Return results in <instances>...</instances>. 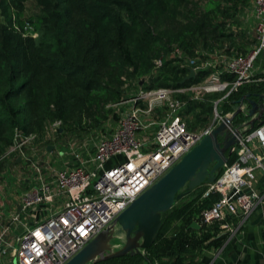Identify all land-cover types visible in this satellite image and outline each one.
I'll return each mask as SVG.
<instances>
[{
  "label": "trees",
  "instance_id": "obj_1",
  "mask_svg": "<svg viewBox=\"0 0 264 264\" xmlns=\"http://www.w3.org/2000/svg\"><path fill=\"white\" fill-rule=\"evenodd\" d=\"M33 1L36 10L24 16L26 0H0V156L14 129L35 133L38 140L54 120L60 122L55 135L99 128L116 118L112 106L126 98L132 82L149 89L202 80L209 70H196L180 82L189 67L177 56L166 57L173 47L196 60L207 58L205 53L244 54L250 47L231 29L249 0ZM26 25L35 37L24 34ZM158 57L161 65L153 69ZM263 89L262 81L241 85L223 110H232L243 95L254 101ZM218 95L186 103L189 129L208 122L210 99ZM203 189L204 184L180 190L185 194L160 214L157 234L141 253L86 264H206L203 251L219 248L225 235L219 221L200 222V213L219 196H202ZM192 221L198 228L189 227ZM168 238L172 243L164 254L160 250Z\"/></svg>",
  "mask_w": 264,
  "mask_h": 264
},
{
  "label": "built area",
  "instance_id": "obj_2",
  "mask_svg": "<svg viewBox=\"0 0 264 264\" xmlns=\"http://www.w3.org/2000/svg\"><path fill=\"white\" fill-rule=\"evenodd\" d=\"M244 16L254 22L255 37L246 53H211L196 60L187 59L173 47L166 57L181 58L194 73L209 72L186 86L138 87L116 104L123 110L111 132L98 137L90 151L70 149L72 164L52 168L46 156L36 157L32 143L37 135L14 129L0 161L6 165L12 156L13 162L23 166L24 179L32 184L20 193L11 211L0 207V260L7 258V264H64L97 233L108 228L115 238L113 219L226 119V130L235 142L225 153L220 173L204 184L202 196H219L200 213V222L219 221L224 241L237 232L253 209H260L264 225V89L254 100L259 108L251 115L245 101L223 110L241 85L264 83V0H249ZM24 34L36 36L30 25L24 26ZM162 58L154 59L153 69L161 65ZM210 93L219 95L210 99L208 122L189 129L184 106ZM59 124V120L52 121L49 131L55 134ZM228 156H233L230 163ZM32 206L38 208L33 211Z\"/></svg>",
  "mask_w": 264,
  "mask_h": 264
},
{
  "label": "water",
  "instance_id": "obj_3",
  "mask_svg": "<svg viewBox=\"0 0 264 264\" xmlns=\"http://www.w3.org/2000/svg\"><path fill=\"white\" fill-rule=\"evenodd\" d=\"M193 75V70L189 69L188 74L180 82ZM238 101H245L248 104V115L259 108L248 95L241 96ZM237 112L238 109L233 115ZM228 121L224 120L208 134L203 135L176 163L113 219V223L123 232V243L120 247L112 250L110 240L113 236L107 228L86 242L64 264H86L126 253L133 255L149 247L160 226V214L168 210L174 200L179 199L185 192L213 181L224 163L228 147L235 142L226 130ZM49 148L50 146H47V149ZM183 188L185 192L180 191ZM189 227L196 229L198 224L192 221Z\"/></svg>",
  "mask_w": 264,
  "mask_h": 264
},
{
  "label": "rangeland",
  "instance_id": "obj_4",
  "mask_svg": "<svg viewBox=\"0 0 264 264\" xmlns=\"http://www.w3.org/2000/svg\"><path fill=\"white\" fill-rule=\"evenodd\" d=\"M197 1L202 4L206 0ZM24 5V16H27L29 13H32L36 10L33 0H26ZM246 8L247 5L242 8L236 15L237 28L235 26H232L231 29H236L237 31L241 32L245 37V44L251 47L255 42L254 22L245 18L244 15L246 12ZM1 22L2 17L0 16V23ZM209 55H211V53H205V57H209ZM138 87V83L132 82L131 87L126 92V97H128L135 90H137ZM122 110L123 108L121 106H112V111L116 113V118H109L99 128L86 132L62 133L59 135H55L47 128L43 136L32 143L37 148L36 157L41 158L43 156H46L52 168H60L63 165L72 164L73 158L71 157L70 149L83 147L84 152L90 151L93 146V143L97 140L98 137L113 130L119 116L122 113ZM46 146H50L49 151L45 150ZM25 176L26 174L23 171V166L21 164L13 162L12 156H10V162H7L6 165L0 167V177H8L7 179H10V202L8 206L10 211L13 208V203L19 200L20 193H23L24 190H28V188L32 184L30 181H24ZM203 191L204 189L202 190V192ZM5 193L6 191L4 190V187H1L0 203L4 201ZM114 235L115 238H112L110 240L112 250H115L116 248L120 247L123 243V232L117 225L114 229ZM142 264H148V262L144 261Z\"/></svg>",
  "mask_w": 264,
  "mask_h": 264
},
{
  "label": "crops",
  "instance_id": "obj_5",
  "mask_svg": "<svg viewBox=\"0 0 264 264\" xmlns=\"http://www.w3.org/2000/svg\"><path fill=\"white\" fill-rule=\"evenodd\" d=\"M7 178L0 177V188L4 187L6 191L5 199L0 203L1 210L4 211L10 210V179ZM24 181L27 182L25 179ZM37 208L32 209L35 211ZM40 216H43L42 210ZM28 224L31 225L32 222L28 221ZM171 243L172 238H168L160 251L169 253ZM201 261L206 264H264V225L260 222V209H253L247 214L237 232L229 236L219 248L204 250ZM2 263L7 264L8 259L4 257L0 260V264Z\"/></svg>",
  "mask_w": 264,
  "mask_h": 264
}]
</instances>
